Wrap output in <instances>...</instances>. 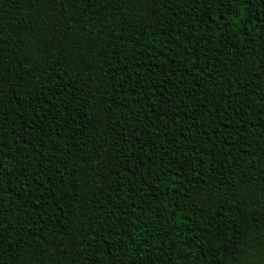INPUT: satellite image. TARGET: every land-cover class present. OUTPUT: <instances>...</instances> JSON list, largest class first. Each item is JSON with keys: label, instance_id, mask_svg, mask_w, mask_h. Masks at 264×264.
Segmentation results:
<instances>
[{"label": "trees", "instance_id": "16d2710c", "mask_svg": "<svg viewBox=\"0 0 264 264\" xmlns=\"http://www.w3.org/2000/svg\"><path fill=\"white\" fill-rule=\"evenodd\" d=\"M0 264H264V0H0Z\"/></svg>", "mask_w": 264, "mask_h": 264}]
</instances>
